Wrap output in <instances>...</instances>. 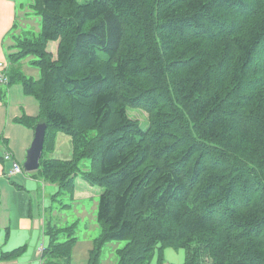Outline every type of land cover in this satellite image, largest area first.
Returning <instances> with one entry per match:
<instances>
[{
	"label": "trees",
	"instance_id": "16d2710c",
	"mask_svg": "<svg viewBox=\"0 0 264 264\" xmlns=\"http://www.w3.org/2000/svg\"><path fill=\"white\" fill-rule=\"evenodd\" d=\"M31 7L39 36L9 57H35L38 78L13 77L39 112L15 121L46 123L32 174L58 186L54 202L74 199L78 175L103 189L88 264L111 241L125 242L115 264H164L168 247L183 249V264H264V0ZM128 108L146 111L148 128ZM58 132L71 139L69 159L52 156ZM45 231L42 264H70L75 224Z\"/></svg>",
	"mask_w": 264,
	"mask_h": 264
},
{
	"label": "crops",
	"instance_id": "0c3cea01",
	"mask_svg": "<svg viewBox=\"0 0 264 264\" xmlns=\"http://www.w3.org/2000/svg\"><path fill=\"white\" fill-rule=\"evenodd\" d=\"M56 48L57 42L48 43L52 53L55 54ZM7 84L0 82V253L19 247H24V251L15 259L0 260V264H42L40 256L48 244L45 230L49 223L57 220L52 196L57 193L58 186L34 177V170L25 169L24 163L35 137V128L19 124L15 119L21 115H37L38 107L23 93L22 87L17 89L11 85L2 88ZM7 96L8 105H3V99ZM7 152L21 164L22 173L10 174L11 162L3 159ZM52 156L71 158L72 144L68 135L57 133ZM78 176L75 178L74 200L102 193L101 187L94 189ZM75 236L77 240L70 264H88L89 250L97 235L86 237L83 241ZM163 256L164 264H183L184 261L183 253L170 247L164 249ZM153 260L151 264H158L157 257Z\"/></svg>",
	"mask_w": 264,
	"mask_h": 264
},
{
	"label": "rangeland",
	"instance_id": "374dc122",
	"mask_svg": "<svg viewBox=\"0 0 264 264\" xmlns=\"http://www.w3.org/2000/svg\"><path fill=\"white\" fill-rule=\"evenodd\" d=\"M32 1L0 0V73L10 79V84H7L8 86L2 85L4 89L11 85L14 88L20 89L21 82L13 77L19 73L32 78H38L39 76V70L32 64V61L35 60L34 56H28L18 61H13L9 57V54L16 50L15 43L17 40L24 37L35 39L39 36L41 18L32 9ZM87 1L89 0H78L79 3H85ZM28 97L38 107L35 98L33 96ZM3 101V105H8V96ZM25 106L27 107V105ZM37 112H39V108H37ZM127 112L131 118L138 120L144 129L148 128L149 114L146 111L140 108H128ZM88 165V160L82 163V167ZM91 187L101 189L99 186ZM99 196V194H93V196L77 200H70L68 197L63 196L62 203L59 202L60 200L53 202V210L56 211V221L59 226L64 227L74 223L75 235L79 237L80 241H83L86 237L90 238L98 235L101 229L96 219ZM124 245V241H111L106 243L102 249L101 264H115V249L121 248ZM179 250L184 255L183 249H178L177 251ZM153 262L155 261L153 260Z\"/></svg>",
	"mask_w": 264,
	"mask_h": 264
},
{
	"label": "water",
	"instance_id": "95a60500",
	"mask_svg": "<svg viewBox=\"0 0 264 264\" xmlns=\"http://www.w3.org/2000/svg\"><path fill=\"white\" fill-rule=\"evenodd\" d=\"M46 130V123H38L35 127V137L30 149L24 167L27 171H35L39 167V159L43 150V142Z\"/></svg>",
	"mask_w": 264,
	"mask_h": 264
},
{
	"label": "built area",
	"instance_id": "2783aa9c",
	"mask_svg": "<svg viewBox=\"0 0 264 264\" xmlns=\"http://www.w3.org/2000/svg\"><path fill=\"white\" fill-rule=\"evenodd\" d=\"M0 82L2 83H7L8 82V77L4 74H0ZM3 158L5 160L11 161V169H10V174H18L22 173V166L13 159L12 155L10 153H5L3 155Z\"/></svg>",
	"mask_w": 264,
	"mask_h": 264
}]
</instances>
